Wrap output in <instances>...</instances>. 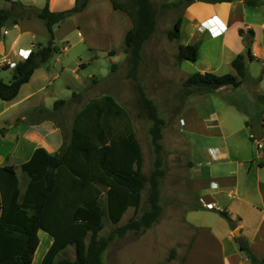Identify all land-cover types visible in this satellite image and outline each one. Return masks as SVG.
Listing matches in <instances>:
<instances>
[{
	"label": "rangeland",
	"instance_id": "rangeland-1",
	"mask_svg": "<svg viewBox=\"0 0 264 264\" xmlns=\"http://www.w3.org/2000/svg\"><path fill=\"white\" fill-rule=\"evenodd\" d=\"M113 1L125 12L112 10L111 0H98V3L94 2L93 6L90 5L79 20H70L72 16L70 15L53 26V45L56 50L47 62L49 69L46 71L47 75L55 77L53 86L49 88L52 91L44 96L42 105L53 109L56 100H66L68 103L41 116L54 119L56 125L65 130L64 141L68 142L77 111L88 99L107 94L129 115L135 138L141 147L142 175L147 180L155 169L162 171V175L157 177L160 207L158 216L150 226L127 230L122 235L118 233V229L132 219H140L144 213L151 210L149 203L151 185L148 181L144 183L140 192L139 208L136 211L132 207L128 208L116 224H112L107 214L106 188L100 187L102 191L100 203L104 216L96 238L108 240L101 254V264H218L219 246L214 242L204 241L196 247L194 239L197 231L184 220V213L200 204L198 196L201 191L195 192L193 189L191 191L188 180L190 177L195 179V167L206 162L204 147L207 144H216L221 139L216 133L218 130H222L224 138L231 132H237L244 137L245 131L249 130L250 139L264 157L263 104L259 100V96L264 94V30H260L259 27L253 28L256 31V41L260 42L258 47L260 53L257 55L251 53L252 58L249 60L246 49L251 48L252 38L248 44L245 42L248 35L244 26L238 24L241 25L238 30L243 31L241 36L238 34L241 38V46L240 43L237 45L236 41L233 45L234 49L224 48L220 38L212 40L210 37H218L225 29L214 31L212 28H204L203 25L209 27L213 21L206 19L201 22L203 14H199L193 8L186 12V15L191 22L197 24L193 23L192 26L183 22L178 38L170 40L168 32L174 27L177 12L186 3L175 7L171 1L177 0H151L156 9L155 30L143 43L138 65L132 70L128 56L124 53L125 25L120 28L117 19L123 12L124 20L131 22L132 27L131 19L134 18L136 5L133 0ZM2 4L0 1L1 9ZM27 13L31 14V11ZM89 19L98 21V24L103 23L106 28V31L103 30L105 33L88 37L87 35L97 28L94 25L89 28L86 24ZM27 20L28 18L24 17L18 21L21 24L26 23L35 35L33 43L38 44L32 47L34 51L39 45H46L48 34L42 20L36 17L29 22ZM10 23L11 21L8 22ZM87 29H90L88 34ZM22 37L24 42L30 41V34ZM179 45L196 47L195 60L179 61L177 58ZM237 54H242L244 57L246 73L237 88L227 85L208 92L190 87V94H186L184 82L194 73L235 75L230 63ZM0 77L5 83L10 82L11 71L0 69ZM33 83L23 89L20 95L40 86V82L36 85ZM40 97L36 96L24 102L25 108L11 109L7 117L11 119L13 113L23 110L26 111L27 120L36 118L38 114L31 109V106ZM143 99L151 103L157 118L162 123L158 167H156L157 156L150 134L153 121L143 106ZM245 120L249 123L248 130ZM3 127L7 128L5 125ZM238 134L229 136L231 140L234 139V146L237 147L238 152L230 159L240 161L244 158L245 140L238 141ZM234 166L235 163L232 161V164L226 167L232 169ZM20 180L21 185L22 183L24 185L26 178L20 177ZM219 197L225 199L223 195ZM226 212L229 214L228 209ZM198 215L195 221L197 224L205 222L218 225L219 228H222L223 224L231 227V224L220 216L206 213ZM37 235L39 245L33 255L32 264L41 263L52 240L41 230ZM58 258L73 261L74 247H66L58 254ZM243 262L245 263L244 260Z\"/></svg>",
	"mask_w": 264,
	"mask_h": 264
},
{
	"label": "trees",
	"instance_id": "trees-1",
	"mask_svg": "<svg viewBox=\"0 0 264 264\" xmlns=\"http://www.w3.org/2000/svg\"><path fill=\"white\" fill-rule=\"evenodd\" d=\"M4 1L11 2L12 6L0 9V27L10 21L16 23L24 17H36L44 22L49 36L45 46L39 45L27 59L15 64L10 82L5 83L0 78V100L11 101L17 96L20 87L28 82L33 71L45 65L55 52L53 26L83 10L88 0H75L71 8L58 12H51L47 4L41 9H35L13 0ZM133 1L136 11L131 19L132 27L123 38V45L130 66L135 70L142 45L155 30L156 9L151 0ZM258 1L261 0H247V4L253 6ZM190 2L191 0H179L171 4L178 7ZM111 3L114 10L125 12L113 0ZM180 25V20H177L173 29L168 32L170 40L178 38ZM242 33V30H238L240 36ZM247 35L245 42L248 44L253 31L248 30ZM246 55L251 60L249 47ZM196 57V47L178 46L179 61L191 62ZM230 65L235 75L208 72L192 74L183 85L186 94H190V87L208 92L227 85L237 88L246 76L243 55L237 54ZM6 67L4 65L2 68ZM259 100L264 105V94L259 96ZM62 105L64 101L59 100L54 103L53 108L57 109ZM143 106L153 121L150 134L158 167L162 123L148 100L143 99ZM245 126L248 127L249 123L245 122ZM141 167L142 152L126 110L108 95L91 99L75 116L69 143L61 148L59 154L49 156L42 149H37L30 160L22 165V170L29 179L22 195L13 168L0 167V264H31L39 243V230L52 238L40 264H101V254L108 240L96 238L104 216L100 187L107 188V214L112 224H116L128 208L132 207L135 211L139 208L144 183L148 181L151 185V210L140 219H132L118 229L120 235L127 230L150 226L159 214L157 177L162 175V171L155 169L146 180ZM217 213L232 226L233 221L225 210H218ZM235 242L249 264H264V260L253 254L245 241L238 239ZM69 245L74 246L75 259H57L58 254Z\"/></svg>",
	"mask_w": 264,
	"mask_h": 264
},
{
	"label": "crops",
	"instance_id": "crops-1",
	"mask_svg": "<svg viewBox=\"0 0 264 264\" xmlns=\"http://www.w3.org/2000/svg\"><path fill=\"white\" fill-rule=\"evenodd\" d=\"M0 1L3 3L2 9H9L12 6L11 2L4 0ZM13 1L21 3L25 7H33L35 9H41L47 4L48 9L51 12L66 10L72 7L75 2V0ZM94 2L98 3V0H88L85 8L80 12L73 13L70 17V20H79V18L87 12V10L90 8V5L94 4ZM111 8L114 10L112 5ZM193 8L194 11L197 10L199 14H203V18L200 19L201 22L206 19L213 21L209 27L203 25L204 28H212L214 31H218V29L222 30V28L225 29L218 35V37L213 36L210 37V39L216 40L220 38L222 46L227 49H234L235 46L233 45L236 44V41L237 45L240 43L241 46V38L238 35V28H240L242 25L245 27V31H253V37L250 43L251 53L253 55L260 53L258 49L260 42L256 41V31L253 28L259 27L260 30H264V0L258 1L253 6H249L247 4V0H233L231 2L191 0L190 3H187L185 6H183V8H181V10L177 12L175 19L176 21L180 20V29L183 22H186L192 26L193 23L197 24L196 22H191V20L185 16V13L191 11ZM111 13L112 12H110V14ZM33 18L34 17L29 18L27 22L31 21ZM124 19L125 14L121 12L117 20L120 28L122 25H125L123 28V38L126 32L131 28V22L128 20L125 21ZM86 24L89 26V28L92 25L97 27L89 34L88 32L90 29H87L88 37H95L100 33L104 34L105 32H103V30L106 31L104 24H98V21H92V19H89L86 21ZM238 24L241 25L239 26ZM29 34L30 41L28 43L24 42L22 36ZM34 38L35 35L32 34L31 29L26 26V23L21 24L20 21H17L16 23L11 22L10 24L7 23L0 27V69H3L2 67L7 65V62L20 61L19 57L17 56V49L32 51V47L35 44H38L35 42L33 43ZM48 38L49 36L47 35V40ZM231 42L233 43L231 44ZM240 46L238 50L240 49ZM47 69H49L48 63L35 69L28 82L20 87L17 96L13 100H0V167L11 166L13 168L21 195L23 194L26 183L29 180L25 172L22 170V165L30 160L34 151L37 149H42L47 155L54 156L59 154L61 148L68 145L69 143V141H64L65 130L60 126H57L54 122V119L47 116H41L43 113H51L54 109L53 106V109H51L42 105L44 102V96L52 91L49 88L53 86V79L55 77L47 75ZM35 81L40 82V86L33 89V91L30 89L29 92L21 96L20 92L23 89H26L28 86H31L30 84L32 82H34L33 84L36 85L37 82ZM106 95L107 94H104L100 97ZM36 96L37 98L38 96L41 97L40 99L35 100V103L31 106V109H33V111L38 114L36 118H33L34 120H27L28 116H26V111L23 110L19 113L14 111L15 113L12 114L11 119L7 117L9 116L8 112L11 109L17 108L16 110H18L25 108L23 103ZM91 99H88L85 102V105ZM56 101H54V103ZM62 101H64V104L68 103L66 100ZM82 108H80L77 113ZM3 125L7 126V128L3 127ZM246 129L248 130L247 126ZM70 132H72V128ZM216 133L219 134L221 139H219L218 143L216 144H207L204 147L206 162L199 164V166H197L198 168L195 167V179L190 177L188 180V185L191 191H201V194L198 196L200 204L197 206L200 208L187 210L184 213V220L197 231L196 237L194 239L196 247L199 243H203L204 241L208 243L214 242L217 244V246H219L220 260L218 264H249L246 256L239 250L238 245L235 242L236 239L233 237V231L235 229L239 230L240 239L247 243L251 252L264 260V157L260 155L261 152H258L260 150L250 139L249 130L248 132L245 131L244 137L242 134H238L237 132L226 134V138H224L222 130H218ZM235 134H238L239 136L238 141L245 140L244 158H242L240 161L230 159L231 156L235 157V155L238 153L237 147L234 146V139L231 140L229 137L235 136ZM40 156H42V154ZM232 161H234L235 166L232 169H228L226 166L231 165ZM20 177L26 178L24 185L23 183L21 185ZM221 195H223L225 199L219 197ZM227 209L229 211L230 217L232 219H236L232 220L233 223L231 227H229V225L224 226L223 223V227L219 228L218 225L205 222L197 224L195 222L197 216H199L198 214L206 213L219 217L217 211H227ZM234 222H237L238 224H235Z\"/></svg>",
	"mask_w": 264,
	"mask_h": 264
},
{
	"label": "built area",
	"instance_id": "built-area-1",
	"mask_svg": "<svg viewBox=\"0 0 264 264\" xmlns=\"http://www.w3.org/2000/svg\"><path fill=\"white\" fill-rule=\"evenodd\" d=\"M186 14V13H185ZM187 17V15H185ZM213 17V16H212ZM211 17V18H212ZM189 18V17H187ZM31 53V50H21V49H17V56L22 59V60H25L27 59V57L30 55ZM7 68L6 70H9L11 71L12 73V70L14 69L15 67V63L14 62H7ZM262 120H264V105H263V111H262Z\"/></svg>",
	"mask_w": 264,
	"mask_h": 264
},
{
	"label": "water",
	"instance_id": "water-1",
	"mask_svg": "<svg viewBox=\"0 0 264 264\" xmlns=\"http://www.w3.org/2000/svg\"><path fill=\"white\" fill-rule=\"evenodd\" d=\"M233 237H234V239H236V240L240 239V234H239V230H238V229H235V230L233 231Z\"/></svg>",
	"mask_w": 264,
	"mask_h": 264
}]
</instances>
